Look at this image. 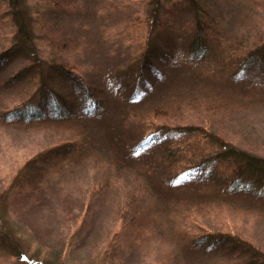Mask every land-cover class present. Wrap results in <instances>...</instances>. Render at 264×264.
Returning a JSON list of instances; mask_svg holds the SVG:
<instances>
[{
	"label": "trees",
	"instance_id": "1",
	"mask_svg": "<svg viewBox=\"0 0 264 264\" xmlns=\"http://www.w3.org/2000/svg\"><path fill=\"white\" fill-rule=\"evenodd\" d=\"M30 1L8 0L14 45L2 56L20 55L21 62L3 85H30L14 106L0 113V123L26 126L49 120L91 126L84 132L69 129L71 138L64 155L68 164H90L97 177L78 198L62 188L54 192L57 187L44 176L31 177L12 192L11 213L26 216L40 202L59 207L67 220L64 229L68 228L55 234L57 244H61V260L90 237L85 230L96 222L105 203L115 223L123 222L129 236L122 247L113 246L114 236L108 239L90 264H124L133 255L152 258L148 264H239L244 253L255 251L252 242L230 230H211L209 225L235 223L238 218L255 223L264 217V208L257 202L238 206L243 203L240 200L262 192L258 180H264V152L252 151L251 144L228 128L236 124V116L262 109L264 99L223 94L222 81L228 77L244 80L245 68L264 49V40L244 39V28H238L237 35H229L223 11L215 12L217 7L223 9L224 2L231 7L229 1L237 0H213L218 4L213 8L207 6V0H143L151 34L162 26L163 31L175 30L177 41L163 51L149 36L132 66L116 67L114 77L123 81L120 85L102 76L100 82L97 79L107 67L102 38L97 43L83 41L86 48L82 46L80 61L88 63L93 52L86 65L91 72L68 64L63 53L73 41L54 30L47 14L35 15ZM43 1L48 5V0ZM56 1L57 12L69 11L74 14L72 20L80 22L87 19L84 8L78 9L83 0ZM239 2L243 8L236 9L243 19L252 6L264 8L263 0ZM91 17H96V12ZM178 18L183 22L176 26ZM84 28L93 29L90 25ZM54 33L61 39L52 40ZM173 52H177L178 62L172 63L177 66L171 69L167 59ZM129 71L131 79L127 78ZM173 71L177 73L172 76ZM58 77L77 89L78 106L54 90ZM109 92H115L114 97L108 98ZM187 112L202 123L172 122ZM75 206L82 222L73 229L75 222H69L76 221ZM1 209L0 221L9 218L5 216L8 209ZM14 240L0 226V246L11 248ZM228 240L233 247L225 253L222 246ZM252 253V264H264V254ZM17 260L38 263L23 253Z\"/></svg>",
	"mask_w": 264,
	"mask_h": 264
},
{
	"label": "rangeland",
	"instance_id": "2",
	"mask_svg": "<svg viewBox=\"0 0 264 264\" xmlns=\"http://www.w3.org/2000/svg\"><path fill=\"white\" fill-rule=\"evenodd\" d=\"M211 1L207 0V6L211 8L215 5L218 6L216 1ZM56 2V0H48L47 5L43 0H31L28 4L34 7L35 10L32 9V11L35 15L38 14L37 12L44 15L47 14V18H49L47 20H49L51 26L55 27L54 30L60 31L62 33H59L61 36L68 37V41H73L67 43L68 47L63 53L64 59L68 64L77 65L83 68V70L91 72L86 65L92 59L93 52L88 63L80 61L83 41H86L87 44L90 41L97 43L98 39L102 38L101 41L105 43L102 44L101 50L105 51L103 61L106 59L107 67L106 71H104L105 73H101L97 77L99 82L102 76L106 81L108 80L112 84L120 85L123 81L121 79L116 80L114 77L116 76V67L127 68V66H132L131 64L139 58L141 50L145 47L149 36L154 39L153 42L159 45L163 51L170 50V46L177 41L175 40V33L177 32H173L175 30H167L168 28L163 31L161 29L162 26L157 29L155 34H151L150 24H148V19L144 15L145 4L143 0H83L82 4L78 5V9L81 7V10H83V7V13L88 15V17L81 22L75 18L72 20L74 14H71L69 11L65 10V13L64 11L57 12V8L54 7V3ZM176 2H181V0H177ZM242 4L239 0L237 2L229 1V6L231 5V7H228L224 2L223 9L220 10L221 8L217 7L215 12L220 14L223 11L222 16L226 19V28L229 35H237V33H240L238 28H244L241 33L244 39L252 42L255 39L264 40V8L259 9L252 6L249 16L243 19L241 17L242 14L239 15V12H237L239 8H243ZM237 6L238 9H236ZM68 8L74 11V9ZM211 8L208 9L211 11ZM8 9V0H0V67L4 66L3 69H0V113L4 109L14 106L18 99L24 96L26 87L30 85L29 83H18L13 87L3 85L8 80V76L15 71L21 62L20 55L11 58L2 56L5 50L12 48L14 45L13 19H11ZM92 12H96V17H91ZM139 13L142 14V17ZM178 21L179 24L176 23V26H179L183 22L180 18H178ZM254 21L256 25L253 23ZM86 25H90L94 32L85 29ZM50 37L54 41L61 39L57 33L51 34ZM79 42L82 45H78ZM84 48L86 47L83 46ZM88 50L86 51L87 54ZM156 50L160 49L156 48ZM6 53H8V50ZM94 53H97V51ZM177 59V52L169 54L167 60H170L168 65L171 69L177 66L171 65L172 63L176 64L178 62ZM8 60L9 62L6 63ZM245 69L247 77L244 80L238 81L228 77L222 81L225 88H223V94L226 95L225 93L230 94L233 92L234 95L244 96L251 100H256L255 98L264 99V49L261 51V56L252 64L250 63ZM176 73L177 71H173L171 75L173 76ZM131 77L129 71L127 78L131 79ZM146 78L150 79L151 77L147 75ZM123 80H125L124 76ZM94 85L96 86V84ZM53 88L59 95H67V99L74 102L76 106L80 104V98L74 94V91L77 89L71 84L65 83L61 77L56 79ZM114 95L115 92L114 94L109 92L108 98L114 97ZM35 102L37 103L38 101ZM261 103H263L261 104L262 109L255 112L250 109L245 114L236 116L234 118L236 124L234 122L233 128H230L231 126L228 128L230 132H234V136L235 134L239 137L242 136L244 143L251 144L252 151L255 150L256 153L263 154L264 100ZM192 118H194L193 113L187 112V114L172 122H175L177 125L202 123V119L195 121ZM172 122L167 123L175 124ZM89 127L83 128L74 122L64 124L49 120L26 126L17 124L3 125L0 123V214L3 211L1 208L5 206L8 209L5 216H9V218L0 221V226L2 232L6 230L15 239L14 245H11V248L0 246V264H23L17 262L19 253L26 254L28 259H33L38 262L37 264H59V261L62 264L63 262L65 264H90L94 255L98 254L102 250L104 243L108 239H112L113 236L115 238L113 246H125L129 233L126 231L123 222L118 221L115 223L108 203H105L106 207L103 206L101 208L96 222L86 228L87 230L85 231L87 232L85 233H88L90 237L86 238L81 247H76V251L68 253L66 260L60 259L62 258L61 244H57L55 235L57 232L63 230L64 233L65 229H68H64L67 226L66 223L64 225V221L67 222V220L61 216L63 213L59 210V207L50 203L40 202L35 208H31V211L26 216L21 215L18 217H15V214L10 211L13 208L11 205L12 192L25 183V181L31 180V177L44 176L45 179H50L52 186L54 188L57 187L54 189V192L58 191V188H62L64 191L72 194L74 198H78L83 192L84 195L86 194V186L96 180L97 173L91 171L90 164H83L81 162L68 164V157L64 155V150L67 147L66 144L69 138H71V131L69 129L73 130L75 128L76 132L78 130L84 132L89 130ZM101 148L103 149V146ZM258 182L260 184L258 188L262 189V192L250 196L245 200H240L243 203H240L238 206L246 207V205H252L250 201H253L259 203L264 208V180H258ZM61 205L63 204L60 203ZM74 212L76 221L74 219L69 222H75V225L72 227L73 229L82 222L80 212L78 213L76 206ZM238 219L235 223L228 221L211 223L209 224L210 229L230 230L236 233L242 240L252 242V247L255 251L251 250L244 253L240 262H238L239 264H252L250 261L252 252L264 254V217L256 220L257 222L255 223L245 219ZM192 232L199 234V232ZM232 247L233 243L228 240L223 244L222 249L225 253H228ZM132 257V259L127 257L124 260V264H148L152 261V258L148 257L147 259V256L133 255ZM233 262L235 263V261Z\"/></svg>",
	"mask_w": 264,
	"mask_h": 264
}]
</instances>
